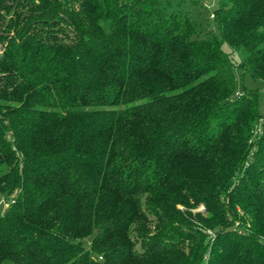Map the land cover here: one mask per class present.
Here are the masks:
<instances>
[{"label":"trees","instance_id":"1","mask_svg":"<svg viewBox=\"0 0 264 264\" xmlns=\"http://www.w3.org/2000/svg\"><path fill=\"white\" fill-rule=\"evenodd\" d=\"M189 5L0 0V264H264V0Z\"/></svg>","mask_w":264,"mask_h":264},{"label":"rangeland","instance_id":"2","mask_svg":"<svg viewBox=\"0 0 264 264\" xmlns=\"http://www.w3.org/2000/svg\"><path fill=\"white\" fill-rule=\"evenodd\" d=\"M200 3H205L208 5V7H205L204 5H198L193 6L189 5V7L192 9V15L199 21V22H206V20L209 18L212 21L211 14L212 10L217 6L218 0H198ZM224 48L228 50V46L225 44ZM237 91L242 93L244 91L243 86H246L248 88H258L260 89V109L264 112V81L261 79L253 78L249 74H242L237 69ZM6 197V196H5ZM3 195L0 199V212L5 211L6 206L8 204V200ZM4 200V201H3ZM196 210H203V206H200Z\"/></svg>","mask_w":264,"mask_h":264}]
</instances>
